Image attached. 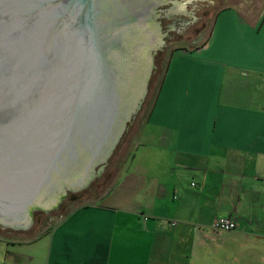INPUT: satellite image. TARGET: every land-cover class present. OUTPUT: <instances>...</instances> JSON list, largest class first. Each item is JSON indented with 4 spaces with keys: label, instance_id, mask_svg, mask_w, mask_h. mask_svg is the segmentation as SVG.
<instances>
[{
    "label": "crops",
    "instance_id": "obj_1",
    "mask_svg": "<svg viewBox=\"0 0 264 264\" xmlns=\"http://www.w3.org/2000/svg\"><path fill=\"white\" fill-rule=\"evenodd\" d=\"M238 8L217 13L202 46L170 55L146 117L122 141L111 187L134 202L108 203L110 187L68 213L40 235L45 264H179L223 217L238 236L264 239V5ZM14 251L11 263L34 259Z\"/></svg>",
    "mask_w": 264,
    "mask_h": 264
},
{
    "label": "water",
    "instance_id": "obj_2",
    "mask_svg": "<svg viewBox=\"0 0 264 264\" xmlns=\"http://www.w3.org/2000/svg\"><path fill=\"white\" fill-rule=\"evenodd\" d=\"M94 1L0 0V207L4 209L20 211L28 206L50 170L59 166L62 153H68L75 140L88 137L92 124L87 126L84 107L99 77L111 90L112 112L120 105L121 92L126 94L133 86L125 75L142 51L135 49L133 64L127 57L130 51L123 53V46L132 40L126 33L121 37L117 29L125 14L115 17L108 31L124 42L122 48L104 49L102 65L94 70L100 51ZM144 77L145 73L142 83ZM114 115L109 114L107 128ZM63 190L64 186L58 195Z\"/></svg>",
    "mask_w": 264,
    "mask_h": 264
},
{
    "label": "rangeland",
    "instance_id": "obj_3",
    "mask_svg": "<svg viewBox=\"0 0 264 264\" xmlns=\"http://www.w3.org/2000/svg\"><path fill=\"white\" fill-rule=\"evenodd\" d=\"M262 5H264V0L94 1L92 4V12L96 19V32L98 34L97 46L100 49L97 57L98 61L94 65V70H97V68L102 65L101 58L104 49H121L123 46L122 44L124 42L121 41V39L111 37L108 32V27L113 25L114 18L116 17L118 19L122 17L123 14L126 16L131 14L130 17L132 18L138 17L140 14L142 15L145 22L142 26H145L146 29L149 28L150 32L145 36L144 45L141 48L140 41L137 47L135 45L131 48V46L129 47V45H126L129 47V50L126 52L130 51L127 53V57H129V60H132L133 64L136 58L135 48L136 52H138L139 48L141 49V56L138 57L141 62H138L137 66V73L139 72L140 75L144 74L143 72L145 71H147L146 73L149 72V63H151V70L150 73H148V79L145 85V95L139 104L140 106L138 107L137 112L131 116L130 121L126 124L124 131L121 134V138L115 144L114 150H117H115V157H111L110 161L112 164L107 158L114 151H112L113 147L109 150L105 162L102 165L97 164L92 168L93 177L85 187L76 192H65L64 197L67 196V200L65 201L64 209L57 211L52 207L46 212L39 209L33 210L30 213V220L28 219L29 221L27 224H25L23 228L20 227L21 229L31 227L28 232H20L17 227L11 229L12 227L10 228L0 225V264H15L14 262L11 263L6 256L5 249L11 251L15 250V253H29V256L34 259L27 264H45L47 239L42 238V236L40 237V235L45 231L52 230L68 213L73 212L78 208L86 209L87 207H90V205H93V203L96 202L95 200L99 199L109 190L116 178L117 181L119 180V176L122 172L119 171V174L118 169H120V165L123 162L119 161V158H117L118 150L120 148L119 143L127 131L130 132V129H132L131 124L133 122L136 123L146 117L170 55L177 50H192L202 46L210 34L217 13L222 9L239 7L238 9H241L243 14H251L254 10L262 7ZM171 8L180 11L171 12ZM153 29L157 30V32ZM122 32H127V29ZM126 34H128V32ZM127 36L129 37V34ZM161 38L164 42V46L158 50L157 47H160L159 44ZM132 39L133 42L140 40L136 36ZM154 48L155 51H153ZM107 62V59H105V64ZM97 71H99V69ZM94 79L95 75L91 80L94 81ZM140 81L141 79L139 76V82ZM146 102L148 103L146 104ZM144 104L146 105L144 106ZM105 105L106 107L103 106L100 109V112H102L104 117L103 120L107 122L106 120L109 118L108 112H110L109 101ZM91 121L92 120H90V123ZM94 131L99 133L97 128L93 130V132ZM91 136H93L92 133ZM89 144H91V142L90 140H87V145ZM82 148L83 145L81 149ZM70 154L79 155V152L76 153V151H74ZM131 172L133 173V170ZM112 190H114L111 194L112 196L105 200L108 203L112 202L116 205L126 206L123 204L124 201L120 198L123 195L130 198L131 203L134 202L132 192L126 190L122 191L116 186H114ZM31 221L32 225L30 224ZM208 237L209 238L206 240L205 244L202 247L197 248L198 251H192L189 255V259H183L179 264H264V239L262 238L248 235L238 236L236 231L233 230L229 232L210 230ZM34 241L37 244H34ZM11 245L15 246L12 247ZM176 255V253H169L168 256L164 254L167 261L168 258ZM179 255L180 256H177L180 258L182 255ZM158 259L161 260V258L156 255L155 260L157 262Z\"/></svg>",
    "mask_w": 264,
    "mask_h": 264
},
{
    "label": "bare ground",
    "instance_id": "obj_4",
    "mask_svg": "<svg viewBox=\"0 0 264 264\" xmlns=\"http://www.w3.org/2000/svg\"><path fill=\"white\" fill-rule=\"evenodd\" d=\"M129 20L130 19L125 16L124 19H120L119 25H117V29L120 31L119 35L121 37L125 35V33L121 31V29H123L124 27L136 28L145 23L144 20L143 22L141 21L142 19L136 20L133 18L132 20ZM127 35L128 34H126V36ZM123 48V53L126 54V51H128L129 49L126 47V45L123 46ZM153 51H155V48ZM138 62H141V60L137 57L135 67L130 71H127L125 75L133 82V86L130 87L129 91L126 94H123L121 92L119 102L120 105L117 108L116 112L115 110H113L112 112L111 108L109 109L110 112H108V117L109 114H115L113 125L107 128V125L109 124V118L106 120L107 122H105V120H103L104 117L102 115V112H100V109L103 106L106 107L105 104L109 101V96L112 94L109 92L110 88L107 90L104 81L101 79V77H99L98 83L93 88L91 97L84 107L86 108L85 120L86 122L88 121L87 126L90 127V125L93 123L88 137L84 136L82 138L83 140H75L70 144L71 150L68 151V153H62V155L60 156L61 161H59V166L50 170L48 176L45 178L43 186L38 190L37 195L32 200V202L28 204V206L21 209L20 211H12L8 208L4 209L0 207V225L23 228V226L30 220V213L33 210L39 209L46 212L52 207L55 208L56 205L64 198L65 192H76L79 189L85 187L90 182L93 177L92 168L97 164L102 165L105 162L109 150L118 141L120 135L124 131L126 124L130 121L131 116L137 112L139 104L144 96L145 84L148 79V73H150L151 70V63H149V72H143L145 73L146 77H144L142 83V77L144 74L140 75L139 72L137 73ZM146 66L148 67L147 64ZM122 71L125 73L126 70ZM139 76L141 79L140 82ZM142 85L143 88H141ZM90 105H92L91 108ZM88 116L89 118H87ZM90 120H92L91 123ZM96 128L99 133H96L95 131L93 132V130H95ZM91 133L93 136H91ZM87 140H90L91 144L87 145ZM82 145L83 148L81 149ZM74 151H76V153L79 152V155L70 154ZM62 186H64V190L60 195H58ZM45 197L47 198V200L44 204ZM43 204L46 207L41 208Z\"/></svg>",
    "mask_w": 264,
    "mask_h": 264
},
{
    "label": "flooded vegetation",
    "instance_id": "obj_5",
    "mask_svg": "<svg viewBox=\"0 0 264 264\" xmlns=\"http://www.w3.org/2000/svg\"><path fill=\"white\" fill-rule=\"evenodd\" d=\"M174 11H180V10H176V9H173V8H171V12H174ZM131 16V14H129V15H127V18H129L130 20H132L133 18L132 17H130ZM135 17V16H134ZM139 17V18H138ZM138 17H135L134 19H136V20H141L142 22H143V18H142V15L140 14ZM129 20V21H130ZM143 25V24H142ZM141 25V27H136V28H126V27H124L123 29H127V32H128V34H129V37H134V36H136L137 38H139L140 40H138V41H136V42H133V39L131 40V42H129L128 43V45H129V47L131 46V48H133V46H135L136 45V47L138 46V44H139V42L141 41V44H140V48L144 45V41H145V36L147 35V34H149V32H150V30H149V28L148 29H146V28H144V26H142ZM108 29H109V27H108ZM123 29H121V31H123ZM133 29V30H132ZM154 30V29H153ZM154 31H156L157 32V30H154ZM127 32H125V33H127ZM140 34V35H139ZM139 35V36H138ZM164 42H163V40H162V38H161V41H160V47H157V49L159 50L160 48H162L163 46H164V44H163ZM128 49H129V47L128 46H126ZM136 49V48H135ZM156 49V50H157ZM157 50V51H158ZM161 51V50H160ZM134 120H135V117H134ZM134 123V122H133ZM132 123V124H133ZM132 124H131V126H132ZM129 131H127V133H128ZM123 133V132H122ZM127 133L124 135V137L121 139V141H120V145L119 146H121V144H122V141H124V139L127 137ZM121 136L122 135H120V137H119V139L121 138ZM118 139V140H119ZM117 143V142H116ZM115 143V144H116ZM115 144H114V146H113V149H112V151L114 150V147H115ZM115 150H117V149H115ZM111 151L112 153L109 155V157L107 158L108 160H109V162L111 163V157L112 156H114L115 157V152L116 151ZM119 151V150H118ZM114 157H112V158H114ZM109 163V164H110ZM112 164V163H111ZM110 164V165H111ZM109 165V166H110ZM73 199V198H72ZM67 200V196H65L57 205H56V207L54 208L55 210H57V211H59L60 209L62 210V209H64L65 208V201ZM53 209V210H54ZM31 225H32V221H31V223H30ZM11 229H14V228H11ZM30 229H31V227H28V228H26V229H21V228H18V230L20 231V232H28V231H30Z\"/></svg>",
    "mask_w": 264,
    "mask_h": 264
},
{
    "label": "built area",
    "instance_id": "obj_6",
    "mask_svg": "<svg viewBox=\"0 0 264 264\" xmlns=\"http://www.w3.org/2000/svg\"><path fill=\"white\" fill-rule=\"evenodd\" d=\"M193 186V184L191 185ZM211 230L220 232H229L236 228V223L231 218H218L215 219L211 224Z\"/></svg>",
    "mask_w": 264,
    "mask_h": 264
},
{
    "label": "trees",
    "instance_id": "obj_7",
    "mask_svg": "<svg viewBox=\"0 0 264 264\" xmlns=\"http://www.w3.org/2000/svg\"><path fill=\"white\" fill-rule=\"evenodd\" d=\"M148 102H146V104H147ZM146 104H144V106L146 105Z\"/></svg>",
    "mask_w": 264,
    "mask_h": 264
}]
</instances>
